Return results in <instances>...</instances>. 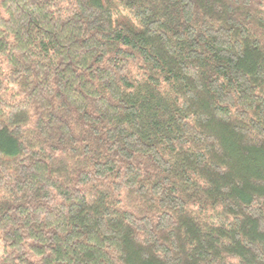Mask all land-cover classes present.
<instances>
[{"label":"trees","instance_id":"1","mask_svg":"<svg viewBox=\"0 0 264 264\" xmlns=\"http://www.w3.org/2000/svg\"><path fill=\"white\" fill-rule=\"evenodd\" d=\"M0 264H264V0H0Z\"/></svg>","mask_w":264,"mask_h":264}]
</instances>
